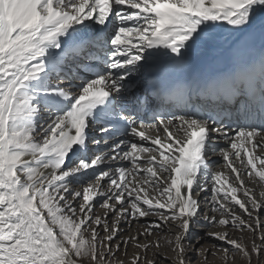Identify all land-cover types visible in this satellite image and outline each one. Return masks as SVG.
I'll return each instance as SVG.
<instances>
[{
  "label": "snow or ice",
  "instance_id": "6c2138e0",
  "mask_svg": "<svg viewBox=\"0 0 264 264\" xmlns=\"http://www.w3.org/2000/svg\"><path fill=\"white\" fill-rule=\"evenodd\" d=\"M244 174L264 185V0H0V264H264ZM201 193L224 231L193 243Z\"/></svg>",
  "mask_w": 264,
  "mask_h": 264
},
{
  "label": "bare ground",
  "instance_id": "6f19581e",
  "mask_svg": "<svg viewBox=\"0 0 264 264\" xmlns=\"http://www.w3.org/2000/svg\"><path fill=\"white\" fill-rule=\"evenodd\" d=\"M74 83H79V81H74ZM177 114H183V113H177ZM213 126L217 127L218 125L216 123ZM218 127H220V125ZM96 138L98 140H101V143L98 146L97 145H92L91 147H93V149L95 151L106 150V146L103 143V140L101 139L100 134H97ZM227 146L228 145H227V141L226 140L217 137L216 134H213V141L211 142L209 150H208V160H209V166H210V170L211 171H217V170L227 171V169L224 168L225 162L223 161L222 156L220 154V150L226 148ZM97 154H98V152H97ZM243 171L244 170L242 169V172ZM242 178L245 180L246 185L249 188L253 189L254 193L257 196V199H259L260 198V192L264 191V185H261L258 182H254V180L249 178L246 174H244ZM204 196H205V194L201 193V195L199 197L200 206H201L202 211H201L200 217H198L200 223L197 224L195 226L196 228L194 227V229H193V237H192V242L193 243L195 242V239H194L195 238V232H194V230L197 229L199 231H203V227L208 225L203 220V216L205 215V213H207L210 216L214 214V213H212L210 211V205L205 202ZM241 198H243L242 195H241ZM97 208H96V211H97ZM263 217H264V212H261L260 220H261L262 223H264ZM153 220H156V217H148V218H145L144 220H141V221H138V222H132L131 226H129V224H127V223H124V224H122V229L124 230V232L126 234L136 235L138 231H143V228L141 227V225L143 223H145L147 221H153ZM263 230L264 229H262V231ZM211 231H213V232H215V231H224V229L213 227V229ZM228 231L230 232V234H233L235 232V231H232L231 229H228ZM236 236H239V235H233L232 237L236 238ZM242 236H244V235H242ZM145 239H147V240H155L156 236L154 234L151 237H141V242H144ZM203 242H205V243L208 242L210 244L212 243V245H213V241H211V240H205V241H202V243ZM210 244H204L203 246H204V248L212 249V246ZM128 249H129V252H128V256L127 257H129V258L132 256V254L134 252L140 251L139 249L135 248L134 245H130L128 247ZM162 251H166V249H162ZM213 251H215V249H213ZM168 255H169V257H171L172 253L168 252ZM148 256H149V258H151V256H152V252L151 251L148 253ZM216 256H217V258H214L213 256H209L208 257L209 264H223L221 262L222 261V259H221L222 253H217ZM238 261L242 262L240 258L238 259ZM163 262H167V261H163V260H161L159 258L157 259V264H164Z\"/></svg>",
  "mask_w": 264,
  "mask_h": 264
},
{
  "label": "rangeland",
  "instance_id": "374dc122",
  "mask_svg": "<svg viewBox=\"0 0 264 264\" xmlns=\"http://www.w3.org/2000/svg\"><path fill=\"white\" fill-rule=\"evenodd\" d=\"M97 211L99 212L100 211V209L99 208H97ZM263 220H264V217H263ZM196 228V227H195ZM213 229V227L212 226H210V225H206V226H204L203 227V231H199V230H194V232L195 233H206V232H209V231H211ZM264 231V230H263ZM213 232V231H212ZM231 236H233V235H239V236H236V238H239V237H243V240H244V243L245 244H248L249 243V241H250V239L252 238V234L250 233V232H247V231H245V232H240V231H235L233 234H230ZM242 235H244V236H242ZM196 238V237H195ZM194 238V239H195ZM233 238V237H232ZM258 241V242H257ZM256 243L257 244H259L260 243V240L259 239H257L256 240ZM203 245L204 244H210V243H205V242H203L202 243ZM211 246H212V243L210 244ZM128 252H129V249H128ZM118 256L121 258V259H129V257H125L124 256V254H123V249H121V252L120 253H118ZM214 258H217V256H213ZM240 257H239V254H237V257H236V264H242V262H240V261H238V259H239ZM260 259L261 260H264V255H262L261 257H260ZM222 263H223V261H221ZM164 264H170V262L169 261H167V262H163Z\"/></svg>",
  "mask_w": 264,
  "mask_h": 264
}]
</instances>
